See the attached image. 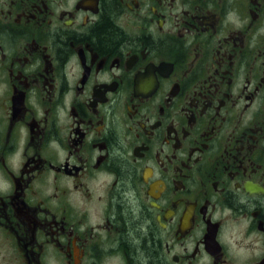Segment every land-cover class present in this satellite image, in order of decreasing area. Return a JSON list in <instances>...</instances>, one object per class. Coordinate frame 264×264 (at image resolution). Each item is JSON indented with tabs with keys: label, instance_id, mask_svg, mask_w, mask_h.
I'll list each match as a JSON object with an SVG mask.
<instances>
[{
	"label": "flooded vegetation",
	"instance_id": "af4514ba",
	"mask_svg": "<svg viewBox=\"0 0 264 264\" xmlns=\"http://www.w3.org/2000/svg\"><path fill=\"white\" fill-rule=\"evenodd\" d=\"M149 241L264 264V0H0V264Z\"/></svg>",
	"mask_w": 264,
	"mask_h": 264
},
{
	"label": "trees",
	"instance_id": "16d2710c",
	"mask_svg": "<svg viewBox=\"0 0 264 264\" xmlns=\"http://www.w3.org/2000/svg\"><path fill=\"white\" fill-rule=\"evenodd\" d=\"M96 34L99 37L100 46L103 50L117 47L118 43L122 41L119 31L111 24L109 18L104 20L103 25L96 30ZM134 236L141 242L143 232L140 224L135 227ZM156 249L157 248L152 246L150 241L144 243L143 247H141L140 253L136 256L138 264H159L155 252Z\"/></svg>",
	"mask_w": 264,
	"mask_h": 264
},
{
	"label": "bare ground",
	"instance_id": "6f19581e",
	"mask_svg": "<svg viewBox=\"0 0 264 264\" xmlns=\"http://www.w3.org/2000/svg\"><path fill=\"white\" fill-rule=\"evenodd\" d=\"M140 253V252H139Z\"/></svg>",
	"mask_w": 264,
	"mask_h": 264
}]
</instances>
